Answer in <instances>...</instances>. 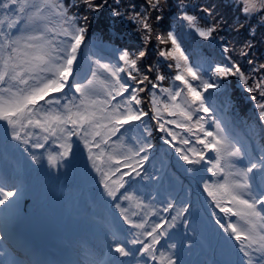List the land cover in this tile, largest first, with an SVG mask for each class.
I'll return each instance as SVG.
<instances>
[{"label":"snow or ice","instance_id":"1","mask_svg":"<svg viewBox=\"0 0 264 264\" xmlns=\"http://www.w3.org/2000/svg\"><path fill=\"white\" fill-rule=\"evenodd\" d=\"M0 264H264V0H0Z\"/></svg>","mask_w":264,"mask_h":264},{"label":"rangeland","instance_id":"2","mask_svg":"<svg viewBox=\"0 0 264 264\" xmlns=\"http://www.w3.org/2000/svg\"><path fill=\"white\" fill-rule=\"evenodd\" d=\"M26 208L24 211L27 212L29 219H34L37 222L43 221L46 217H51L54 223L58 226L64 224L70 225V230L74 228H80L79 220L75 217H71L73 205L65 202L60 197L55 188L51 189L46 197L40 198L37 201L29 198L26 200ZM64 216L69 218L67 223L64 221ZM42 223V222H41Z\"/></svg>","mask_w":264,"mask_h":264},{"label":"trees","instance_id":"3","mask_svg":"<svg viewBox=\"0 0 264 264\" xmlns=\"http://www.w3.org/2000/svg\"><path fill=\"white\" fill-rule=\"evenodd\" d=\"M241 94L240 90L237 88V95L239 96Z\"/></svg>","mask_w":264,"mask_h":264}]
</instances>
